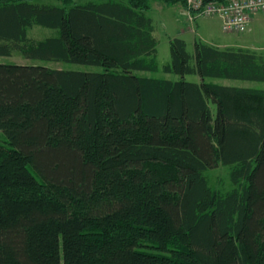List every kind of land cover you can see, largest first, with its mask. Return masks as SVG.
<instances>
[{
	"label": "trees",
	"instance_id": "1",
	"mask_svg": "<svg viewBox=\"0 0 264 264\" xmlns=\"http://www.w3.org/2000/svg\"><path fill=\"white\" fill-rule=\"evenodd\" d=\"M35 1L0 0V57L103 70L0 64V264H264V90L205 81L264 57L176 38L160 69L151 0Z\"/></svg>",
	"mask_w": 264,
	"mask_h": 264
},
{
	"label": "rangeland",
	"instance_id": "2",
	"mask_svg": "<svg viewBox=\"0 0 264 264\" xmlns=\"http://www.w3.org/2000/svg\"><path fill=\"white\" fill-rule=\"evenodd\" d=\"M108 0H73L69 7L74 5H84L89 2L101 3ZM38 4H52L61 6L62 3L58 0H36ZM184 3L167 4L163 0H151L149 9L146 10V17L152 21L153 36L158 45V63L160 69L170 63L171 58V40L182 39L187 44V50L192 55L195 52V42L200 40L204 43L214 46L232 45L249 48L257 53L264 54V17L261 14L255 15V22L251 27L240 33H225L222 28V21L218 17L205 18L198 17L195 20H189L184 10ZM253 17V18H254ZM56 34V30L35 27L30 31V37L35 39H45ZM23 64L31 65L38 64L47 66L53 69H64L81 72H101L103 69L94 66H85L70 63H56L45 61L26 60L18 54L12 57H0V64ZM144 76L165 78L172 81L181 80L182 78L174 74H164L161 70L157 74L142 73ZM186 81L197 82L199 79L196 76H187ZM217 84L232 83L243 88H258L264 89V83L258 82H243V81H226V80H211ZM215 106V105H214ZM0 143L7 144V137L0 129ZM207 176L210 186L219 192H226L233 188L230 178V168L221 166L217 169L208 170Z\"/></svg>",
	"mask_w": 264,
	"mask_h": 264
},
{
	"label": "built area",
	"instance_id": "3",
	"mask_svg": "<svg viewBox=\"0 0 264 264\" xmlns=\"http://www.w3.org/2000/svg\"><path fill=\"white\" fill-rule=\"evenodd\" d=\"M184 4L189 20L218 17L228 34L245 31L257 14L264 17V0H184Z\"/></svg>",
	"mask_w": 264,
	"mask_h": 264
},
{
	"label": "crops",
	"instance_id": "4",
	"mask_svg": "<svg viewBox=\"0 0 264 264\" xmlns=\"http://www.w3.org/2000/svg\"><path fill=\"white\" fill-rule=\"evenodd\" d=\"M255 22V17L254 18H252V20H251V22H250V24H249V26H248V28L249 27H251V25H253V23ZM247 28V29H248ZM212 46H214V45H212ZM215 47H218V48H220V49H225V48H236V49H248V50H251V49H249V48H244V47H240V46H237V47H234V46H232V45H223V46H215ZM252 51H254V50H252ZM256 52V51H255ZM257 53V52H256ZM257 54H259V53H257ZM259 55H262L263 57H264V54H262V53H260ZM192 76H196V77H198V81L197 82H193V83H200L201 82V78L199 77V76H197V75H192ZM182 80V79H181ZM186 80V79H185ZM211 80H226V81H243V80H229V79H217V78H211V79H206L205 81L207 82V83H213V84H217V83H214V82H212ZM177 81H180V80H177ZM188 82H191V81H188ZM243 82H258V83H264V82H260V81H243ZM217 85H222V84H217ZM222 86H227V87H236V88H243V87H239V86H237V85H235V84H232V83H224ZM244 89H258V88H244ZM258 90H264V89H258ZM210 107H211V109L213 110V111H216V106H214V105H210Z\"/></svg>",
	"mask_w": 264,
	"mask_h": 264
},
{
	"label": "bare ground",
	"instance_id": "5",
	"mask_svg": "<svg viewBox=\"0 0 264 264\" xmlns=\"http://www.w3.org/2000/svg\"><path fill=\"white\" fill-rule=\"evenodd\" d=\"M219 1H222V0H219Z\"/></svg>",
	"mask_w": 264,
	"mask_h": 264
}]
</instances>
